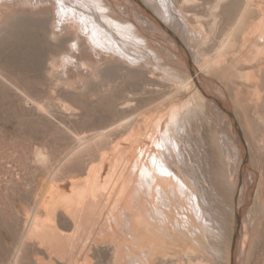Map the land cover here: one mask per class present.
Returning a JSON list of instances; mask_svg holds the SVG:
<instances>
[{
    "label": "rangeland",
    "instance_id": "obj_1",
    "mask_svg": "<svg viewBox=\"0 0 264 264\" xmlns=\"http://www.w3.org/2000/svg\"><path fill=\"white\" fill-rule=\"evenodd\" d=\"M124 1L115 0L116 4L120 2L117 4L120 6H118L117 9H119L118 11L121 13L117 11L119 13L117 14L115 11L113 14L117 16L125 14L124 16H127V13H129L131 14L129 15L130 18L133 17L134 21L137 20L138 23H140V20L136 18L135 6L131 2L129 3L128 0V2H126L129 3L131 7L129 4L126 6L127 3H124ZM209 1L210 3H207ZM214 1L215 0L187 1L186 3L188 4H186V6L184 5L187 29L182 28L180 24L173 25V28L171 25L168 26V28L182 41L185 52L187 51V58L192 59L193 62L194 56L197 55L200 57V54H203V52H206L205 54L207 56H201L202 58H216V52L220 48L219 43L220 46L224 43L228 44L229 38L233 37L232 34L235 32L239 33L237 35L234 34L236 37L232 38L235 45L228 50L229 63L223 64L222 61L219 62L222 63L221 67L217 68L219 73H212L210 74L212 76H209V78L216 80L219 87L222 88L221 91H223L226 96H221V98L223 100L227 98L226 101L229 103V106L241 125V131L248 142V144H246L247 153L250 159L249 164L254 171L252 172L253 177L255 176V171H257L256 185L254 177L252 182L253 186H246L248 185V176L244 174V172L242 173L244 166H242V170L240 166H238V163L240 165V161L238 160L241 158H239L241 155H239L238 149H236L232 141L229 142L231 144L230 148L227 149L226 147L228 152L225 155V150L221 147L222 138H219V135L214 133L215 128L219 131L223 129L222 136L230 137L231 135L232 137H237L240 141L239 132L237 130L235 131V129L232 130L230 127H233V125L230 124L226 112L224 111V116L226 121L227 119L229 120L227 121L228 125L226 124V126L228 127L226 129L217 127L213 118H207L208 121L206 119H201V121H198V124L197 121L194 120L196 124L195 128L201 125V129L206 136L205 139H207L204 141V149L199 146V143L201 144V139L200 141L197 139L195 142L199 146H197L198 152H196V156L199 158H196V162L201 167L202 164L199 161L203 159L205 154L209 155L207 157L208 161L206 162L209 166L206 168L208 172V181L214 185L215 189L213 195L215 207L206 209V216L210 218L211 228L207 229V227L204 226L206 229L203 230V224L206 223L200 220L202 217L200 213H197V221L195 220L194 224L196 227L191 225V231L188 230L189 226L188 223H186V217H184L186 216L187 208H184L186 205L182 203L183 205L181 204L180 206L182 216L180 219L182 223L178 225L179 227L177 226L178 228L176 229L175 236L169 235L168 232L171 231V226L166 220V223L162 225L163 237H160V244L162 245L158 247L152 246L151 248L153 254L157 250L164 253V255L160 257H157L155 254V257H132V255L130 257H113L111 250L107 248H104L101 252L96 250L98 253L95 251L96 253L93 257H48L46 249L40 243L30 225H32L31 220L33 222V218L40 220L38 218L45 217L44 204L41 203L40 198L44 194H47L49 189L51 190V188H49L51 184L69 180L72 177L86 178L90 165L99 161L97 157L100 156L99 153L101 150H110L109 147L112 141L111 136L108 135L106 138L99 137L97 139L91 138L93 137L91 133H95L93 130L97 131L100 127L114 122L117 118L124 115L125 109L122 108V102L125 97L129 98L132 93L142 96L140 92L145 86L149 88L143 95L147 100L156 99L161 93L170 96L173 92V85L171 86L168 84H171L170 76L172 75V71L177 69V72L185 77L187 76L189 72L186 71L185 61L182 57L180 58L181 54L177 52L176 57H179L180 60L177 59L178 61H175L176 57L171 55L168 51L169 46H174L175 43H178L176 37H173L174 43H172L170 40L172 35L171 32H166L167 29L165 27L162 28L160 24L156 25L160 27L164 31L163 34L168 35L170 39L168 36H166L168 39H161L155 34L153 35L152 30L150 31L144 27L145 30L143 29V34L150 38V40L152 39L155 42L156 48H159L156 50L160 57H154L153 59L155 60H150L151 66H153L152 63H154L155 67L159 63L162 64H159L156 75L150 74L148 69L151 68L147 66V68H144V65L142 68L139 66L130 70L122 61L120 65V63L117 62L119 60H114V57L106 53L105 55L109 58L111 57L112 60L105 57L104 54V57L101 55L99 58H102V60L104 58L106 59L102 62L104 65L102 63L99 65L102 66V68L94 65V68L93 66L92 68L87 66L88 69L82 65L79 67L74 65L72 69L75 70V68H77L78 71L75 70L74 76H70L69 73L66 72V67L61 65V60L66 54L72 52L71 45H74V41L71 40L72 36L70 33L54 35L56 32L54 33L53 20L51 17L53 15L51 4L49 2H39L40 4L38 3L34 7L31 5L19 6L15 4H10L11 7H9L10 5L8 4V6L6 4L2 8L0 14V264H264V78H262L261 81L260 76V74H262V77L264 75V49L262 47L258 48L259 46L257 47L253 44L250 45L244 40L242 29L245 25H242L243 21L241 23L238 22L239 14L244 6L243 0H229L223 4L220 10L221 12H219V17H217V20L219 18V22L214 19L208 8ZM196 3L199 5L197 6ZM120 9H122L123 12ZM188 10L189 12L191 11L190 14ZM133 11L136 16L133 14ZM224 13L226 17L223 15ZM197 14H200L199 17H202V19L205 17V21L204 19L194 18V15ZM208 14L210 15L208 16ZM121 16L120 18L124 17ZM195 19L197 21H195ZM144 25L146 24L144 23ZM156 25L155 27H157ZM180 26L181 29H179ZM239 27L242 29H239ZM206 32H209V39L207 38V40L205 38ZM228 32L230 33L227 34ZM148 33H151L152 36L156 38L154 37L155 39H153L151 34L149 35ZM225 38L227 42H225ZM156 39H158V41ZM234 39L237 40L235 41ZM206 41H208V43ZM177 46L176 44L174 48L180 51L181 48ZM206 46H208V48ZM164 48L166 50H164ZM225 48V50L228 49L227 45ZM223 50L221 52H227ZM253 54L256 56L253 57ZM251 56L254 59H252ZM219 57L221 59L223 58L221 56ZM218 65L220 64L217 63L215 66ZM176 66H179V70ZM79 68L83 70L81 71ZM171 68L174 70L172 69V71H170ZM86 69L89 70V72ZM93 69L95 70L93 71ZM78 73L80 74L79 76L83 77L77 76ZM257 78L259 79L260 85L261 82H263V90L261 93H258L259 89L256 87L255 82L256 80L258 81ZM67 81H69L68 84L66 83ZM200 83L202 84V82ZM156 85L159 86L158 88L160 89L163 88V92L160 90L161 92L158 94L155 90L157 89ZM149 86H151V89ZM154 87L155 89H152ZM131 90L132 92H130ZM196 90L197 93L193 92V94L191 92H182L174 95L171 100L167 97L169 105L167 102L168 100H166L167 104H165L167 109L171 108L169 110V114H173L172 116L170 114L171 118L177 117L180 113L179 111L183 107L188 106L185 101L190 102L189 105L194 104L197 107L199 106L198 108L201 106V108H203V106L206 105L202 111H206L210 117H213L216 111L219 113L221 108L225 110L222 102H219L217 99L214 100L216 103L210 102L203 88L197 86ZM229 97L231 100H229ZM236 99H243V105H246L243 106L245 110L238 104V106L236 105ZM179 102L181 105L183 103L185 105H183L180 110L178 108V106H180L178 105ZM119 104L121 105L119 106ZM249 115L250 119L253 118L251 122L255 127L253 131H251L246 121ZM128 133L129 131L127 130L123 133H117L112 137L113 139L116 137L119 138V136L121 137V135H127ZM80 135L83 137H80ZM87 135H90V137H88L89 139H87ZM79 137L82 140H80ZM95 139L96 142L94 141ZM89 142H91V144L88 145L87 143ZM240 148L241 145H239V150ZM37 150L43 153V157L37 155V153H39ZM236 151L238 155L237 153L235 154ZM68 152L72 153L69 154L67 158L61 160ZM231 152L233 153L231 154ZM198 153L201 154V157ZM228 163L229 165H227ZM54 167L58 168L55 174H53ZM238 167L240 168L239 172ZM232 175H237L238 177L236 176V178H234L235 176L233 177ZM124 178H126V176H124ZM234 181H240L241 184L238 182V189L235 188L237 184ZM138 184L141 185V181H139ZM120 186L121 185H118L113 188L115 194L113 197L116 198L115 205L120 198L118 192ZM197 186H199L198 183ZM241 188H244L243 191ZM234 190L235 192H233ZM199 191L201 192L200 187ZM240 192L241 195L238 197V193L240 194ZM247 194H249V196H246ZM235 198H237V200ZM244 200L246 204H248L244 208H249V211L246 209V216L244 217H248L249 219L247 218L245 229H242L244 222L242 220V226L240 225V229L242 230H240L238 242L234 249L232 241L235 233L236 216L240 214L238 204L240 203L241 208ZM235 201L239 203L237 204ZM181 207H183V210H181ZM213 212L214 217L211 216ZM166 217L167 216H164V218ZM245 218L243 219L245 220ZM64 220L65 224L62 225L64 226L62 227V231L71 233L74 227L73 222L69 218H64ZM232 257H234V259H232Z\"/></svg>",
    "mask_w": 264,
    "mask_h": 264
},
{
    "label": "bare ground",
    "instance_id": "obj_2",
    "mask_svg": "<svg viewBox=\"0 0 264 264\" xmlns=\"http://www.w3.org/2000/svg\"><path fill=\"white\" fill-rule=\"evenodd\" d=\"M126 1H124V3ZM128 1L129 3L131 2L135 6V11H136L135 13L137 16L135 15L134 11L133 14L136 16L138 20H140V23H138L137 20L134 21L133 17L130 18L129 15L131 14L127 12H126L128 14V15L126 14L127 16H124L125 14L122 16L120 15L121 17L124 16L123 18H120L119 15H118L119 17L116 14L114 15L113 13L119 10L117 9V7L119 6L117 4L120 3L118 2L116 4L115 0H0V14L2 8L6 4L7 5L15 4L19 6L31 5L34 7L39 2L40 3L49 2L53 9V15L51 17L53 20L52 22H53L54 33L56 32L55 34L54 33L53 34L56 35V34L70 33L72 36L71 40L74 41V45L73 46L71 45L72 52L66 54L64 58H62L61 60L62 61L61 65H64L66 67L67 70L66 72H68L70 76H74L73 74L75 73V70L78 71L77 68H75V70L72 69L74 68L73 67L74 65H76V67L82 65L91 68L92 66L93 68L95 66L102 68V66L99 65L102 62H104L106 59L104 58L105 60L104 59L102 60V58L99 57L101 55L103 56V54L105 55L106 53L114 57L113 58L114 60L115 59L119 60L117 62L120 63L122 61L130 70L135 69L139 66L140 68H142V66L144 65V68L147 67L151 68L148 69L150 74L156 75L157 69H159V64L161 63H159L156 67L154 66V63H152L154 66L153 67L150 64L151 63L150 60L153 59L154 57L155 58L160 57V55H158V52L156 50L159 48H156L155 42L152 39L150 40V38H148L146 35H144L142 31H144L145 29H148L150 31L152 30L153 35L155 34L157 37L161 39L167 38L166 36L168 35L163 34L164 31L157 26L158 24H160L162 25V28L165 27L167 29L166 32L168 31L169 33L171 32L172 34L170 37L171 39L169 38V36L168 38L171 40L172 43H174L173 37H176V35H174L172 31H170L168 26L172 25L173 28V25L180 24L182 28L187 29L186 28L187 22L185 20L186 13L184 11L185 9L184 5L186 6V4H188L186 2L189 0L187 1L186 0H135V1L128 0ZM228 1L229 0H215L213 3H211V5L209 4L210 6H208V8L210 10L207 8V6L206 8L209 10V12H211V15H213L214 19L217 20V17H219V12H221L220 10L222 9L221 7L223 6V4H225ZM243 1H244L243 2L244 6L239 14L238 22L241 23L243 21L242 25H245V27L241 25L243 29L240 27L239 29H242V34L244 35V40L246 41V43H249L250 45L253 44L256 45L257 47L259 46L258 48L262 47L264 49V0H243ZM129 3L125 5L128 6ZM207 3H210V1ZM198 5L199 4H197V6ZM129 6L131 7L130 4ZM9 7H11V5ZM203 10L202 12L204 13ZM118 12L117 14L121 13ZM199 15L198 14L194 15V18L196 17V19H199L200 18ZM209 15L210 14H208V16ZM223 15H225L226 17L225 13ZM196 19L195 21H197ZM200 19H202V17ZM144 23L146 25H144ZM155 25L157 27H155ZM181 26L179 29H181ZM144 27L146 28L144 29ZM235 31H239V30H235ZM208 33L206 32L205 35L206 40L209 37ZM229 33L230 32H228L227 34ZM234 34L237 35L239 33L235 32ZM234 34H232L233 37H236ZM154 37L152 36L153 39L156 38ZM232 38H229V40L227 39L228 44L224 43V40H223L224 44H221V46L219 43L220 48L218 47L219 48L218 51L217 52L215 51L217 54L216 58L221 56L223 57L222 59L220 57L218 59L212 57L210 59L202 58L201 56L206 55L205 54L206 52L202 51L203 52V54L201 53L202 55L199 53L200 57L197 55L194 56L195 58L193 57L194 58V62H193L192 59L187 58L186 56L187 51L185 52V47L182 41L176 37L177 39L176 41L178 43H175V45L177 44L181 48V50L177 51L174 48L175 45L174 46L172 45L169 46L168 51L171 55L175 57L177 52L181 54L180 58L182 57L183 60L185 61L186 65L185 64L184 65L186 66L187 69L186 71H188L189 73L186 72L187 76L185 77L179 72H177L176 71L177 69L175 71H172L173 68L170 69V71H172V75L170 76L171 78L170 77L168 78H170L171 84L168 85L171 86L173 85L172 86L173 92L171 93V95L168 96L166 94L161 93V95L156 99L153 98L154 100L153 99L147 100V98L143 96L147 92V89H149L146 88V86L143 87L142 91L140 92L142 96L133 93L131 95L129 92H127L131 96L129 98L124 96L126 99L124 98L123 102L120 101L122 102V108L125 109L124 115L122 117L117 118V120H115L114 122H111L103 127H100L97 131L92 129L93 131H95V133H91L93 134V137L91 138L98 139L99 137L106 138V136L108 135L111 136L113 142L111 141V146L109 147L110 150L100 149L101 150V152L99 153L100 156L97 157L99 158L98 159L99 161L96 162L95 164L93 163L90 165L87 171L86 178L82 179L79 177L78 178L72 177L69 180H63L58 183L55 182L51 184V186H49V188H51V190L49 189L50 192L48 191L47 194H44L40 198L41 203L44 204L43 206L45 211V217L38 218L40 220H36V218H33V222L31 220L32 225L30 226L32 227V231L36 234L40 243L46 249L48 257H93L97 252L96 250H99L101 252L102 250H104V248L111 250L113 257H130L131 255L132 257H155V255L157 257L163 256L164 253L158 250L155 251L154 253L155 255H154L151 251V248L152 246L158 247L162 245L160 244V237L161 236L163 237L162 225L166 223L165 222L166 220L170 223L171 226L170 227L171 231L168 232L169 235H172L173 237L175 236L176 229L179 227L178 225L182 223L180 219L182 218L180 211V206L182 203L186 205L184 208H187L186 216H184L186 217V219L185 218L184 219L187 221L186 223H188L189 226L188 230L191 231L190 229L191 225L195 226L194 225L195 220L197 221L196 216L199 213L202 217V219L200 220L201 221L203 220V222L205 221L204 223H206L203 224V228L205 226L207 227V229L208 228L210 229L211 223L209 220L210 218L206 216V211H207L206 209L207 208L212 209V207L213 208L215 207L214 199H213L215 189H214V185H212L208 181V175H207L208 172L206 168H208L209 166L208 164H206V162L208 161L207 157L209 155L203 154L204 155L203 159L201 161L198 160L199 162H201L203 166L201 165L200 167V165L196 162V158L198 159L199 157L196 156L197 155L196 152H198L197 151L198 145L195 142L197 141V139L198 141H200L201 139L202 145L199 143V146L203 147L204 149L205 148L204 141L207 139H205L206 136L204 135V132L201 129L202 128L201 125L199 126L197 125L198 126L196 127L197 129L195 128L196 124L194 120H196L198 124V121L199 120L201 121V119L207 120V118L208 119L213 118V121L215 120L214 123L217 124L216 126L222 127L224 129L228 127L226 126V124L228 123L227 121L230 120L229 121L230 124L233 125V127L232 126L230 127L232 128V130L235 129V131L237 130L239 132L241 143L237 137H232L231 135L230 137L222 136L223 129L222 131L221 130L219 131L216 130L215 128L214 133L215 134L217 133L219 135V138L220 137L222 138L221 147H223V149L225 150V155L228 152V150H226V147L227 149L230 148L231 144L229 142L232 141L233 145H235L236 149H238L239 155H241L239 156V158L240 157L241 158L238 160L240 161V165L238 163V166H240L241 170H242V166H244L242 173L244 172V174L248 176V185L246 186H251V187L253 186L252 182L254 177H255L254 180L256 185L257 171H255V176L253 177L252 172L254 171L251 165L249 164L250 159L247 153L246 144H248V142L245 139L246 137H244V134L241 131L240 128L241 125L237 117H235L231 107L229 106V103L226 101L227 98L226 100H223L221 98V96L222 97L226 96L225 93L221 91L222 88L219 87V84L217 83L216 80H214L213 78H209V76H212L210 74L218 72L217 68L221 67L222 64L219 62L222 61L223 64L229 63L228 50L230 48H233V46L235 45L234 41H232ZM156 40L158 41V39ZM206 42L208 43V41ZM225 42H227L226 38H225ZM226 45L228 48L227 50H225ZM206 47L208 48V46ZM223 49L227 52L225 53L221 52ZM164 50L166 49L164 48ZM166 55H167V51H166ZM255 56L256 55H254L253 57ZM105 57L108 56L105 55ZM253 57L252 59H254ZM109 59L112 60L111 57ZM177 59H179V57H176V60L175 59L174 60L178 61ZM216 62L220 65L215 66L217 64ZM176 67L178 68L179 66ZM79 69L81 70V68ZM94 70L95 69H93V71ZM87 71L89 72V70ZM79 75L80 74L78 73L77 76ZM260 76L262 81L264 75L262 77V74H260ZM69 81H67L66 83L68 84ZM200 82H202L203 85ZM255 83L257 89H259L258 93H261V91L263 90V85H262L263 82H261L260 85L258 79V81L256 80ZM197 86L204 89V91L207 93L206 97L210 102L213 103L214 100L216 99L219 102H222V105L224 106L225 110H222V108L220 107L221 111L219 113L216 111V114H213V117H210V115L208 116L206 111L205 112L202 111L204 110L203 108L206 105H204L203 108H201L202 107L201 106L200 109L198 108L199 106L197 107L194 104L189 105L190 102L185 101L186 105L188 106L183 107L180 110V108L184 105V103L181 105V103L179 102L178 105L180 106H178V108L180 110L179 111L180 113L177 117L175 116L174 118H171L173 114L170 113L171 114L170 116L169 110L171 108L167 109L166 106L167 104L166 100H168L167 97H169V100H171V98L174 95L180 94L182 92L184 93L191 92L192 94L193 92L197 93L196 90ZM149 87L151 89V86ZM158 87L159 86H157V89H155V87L152 89H155L156 92L160 94L163 88L160 89ZM130 92H132V90ZM169 100L167 101L168 105H169ZM229 100H231V98ZM242 100L243 99H236L235 102L236 105L238 104L242 109H244L243 106L245 104L243 105ZM120 105L121 104H119V106ZM218 106L221 105L219 104ZM205 110H209V109H205ZM224 111L226 112L227 114L226 116H228L229 119V120L227 119V121L224 116ZM246 119L251 131H253L254 130L253 128H255L252 125L253 123L251 124L253 118L250 119V115H249ZM127 130L129 131L127 135L124 134L125 136L121 135V137L119 136V138L116 137L113 139L112 137L113 135H116L117 133H123ZM81 136L82 135H80V137ZM88 137H90V135L89 136L87 135V139H89ZM80 140L82 139L80 138ZM94 141L96 142V139ZM91 142L87 144L89 145L91 144ZM239 145H241L240 150H239ZM37 151L39 152V150ZM233 152H231V154ZM71 153L72 152H68L66 155H64L61 158V160L67 158V156ZM236 153L237 151L235 152V154ZM37 155H39V157L40 156L43 157V153L41 151L37 153ZM199 156L201 157V154H199ZM255 159L257 160L256 157ZM227 165H229V163ZM240 168L238 169V172ZM57 169H58L57 167L53 168V174L57 172ZM124 176H126V178H124ZM232 176L233 177L235 176L234 178H236L237 175H232ZM139 181H141V185L138 184ZM234 182L237 184V186L235 184L236 186L235 188H237L239 185L238 182L240 183V181H234ZM197 183L199 184V186H197ZM118 185H121L118 191L120 194V198L117 204L115 205L116 198L113 197L115 195L113 192V188H115ZM199 187L201 188V192L199 191ZM233 192H235V190ZM249 194H247L246 196H249ZM239 195H241V192L240 194L238 193V197H240ZM237 198L235 199L237 200ZM235 203L237 202L235 201ZM238 205H239L238 210H240V214L237 215L236 217L237 219L240 218V225L242 224L241 222L244 221L243 226L241 225L243 228L242 227L241 228L245 229L244 227L248 217L245 218L244 216H246V209L249 211V208H244V207L248 204H246V201L244 200V202H242L241 208H240V203ZM182 208L183 207H181V210H183ZM164 216L167 217L164 218ZM211 216L214 217V212L213 215ZM64 218H69L74 224V227L72 228L73 231L71 233L69 232L65 233L62 231V227H64L62 225L65 224ZM243 218H245V220ZM237 219H236L235 231L237 227ZM181 226L184 227L183 225ZM205 229L206 228H204L203 230Z\"/></svg>",
    "mask_w": 264,
    "mask_h": 264
},
{
    "label": "water",
    "instance_id": "obj_3",
    "mask_svg": "<svg viewBox=\"0 0 264 264\" xmlns=\"http://www.w3.org/2000/svg\"><path fill=\"white\" fill-rule=\"evenodd\" d=\"M239 232H240V218H238L237 219V227H236V231H235V234H234V236H233V243H232V246H233V248H235V244H236V242H237V240H238V234H239ZM232 259H234V257H232Z\"/></svg>",
    "mask_w": 264,
    "mask_h": 264
},
{
    "label": "snow or ice",
    "instance_id": "obj_4",
    "mask_svg": "<svg viewBox=\"0 0 264 264\" xmlns=\"http://www.w3.org/2000/svg\"><path fill=\"white\" fill-rule=\"evenodd\" d=\"M170 174V173H169Z\"/></svg>",
    "mask_w": 264,
    "mask_h": 264
}]
</instances>
